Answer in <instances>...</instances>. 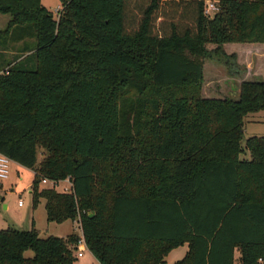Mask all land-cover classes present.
<instances>
[{"label": "trees", "instance_id": "1", "mask_svg": "<svg viewBox=\"0 0 264 264\" xmlns=\"http://www.w3.org/2000/svg\"><path fill=\"white\" fill-rule=\"evenodd\" d=\"M205 1L59 0L55 21L40 0H0V60L33 41L0 61V154L98 264H165L184 244L175 264H264V136L242 146L264 82L201 94L206 61L235 73L222 45L264 44V0H217L212 17ZM66 179L70 193L41 184ZM78 239L0 230V264H74Z\"/></svg>", "mask_w": 264, "mask_h": 264}, {"label": "rangeland", "instance_id": "2", "mask_svg": "<svg viewBox=\"0 0 264 264\" xmlns=\"http://www.w3.org/2000/svg\"><path fill=\"white\" fill-rule=\"evenodd\" d=\"M41 5L49 12L55 21H58L62 14V6L59 0H40ZM10 21L8 15L0 14V32L4 31ZM28 46H33L32 39L26 38L21 41H9L6 44L7 51L3 52L1 60L10 62L13 58L26 56L22 50ZM208 49L215 46L208 45ZM225 54L236 53L234 56L235 73L237 77L230 76V73L215 62H208L206 66V80L203 81L201 94L205 96H214L219 99L225 97H235L236 89L239 83L243 81H262L264 82V44H228L223 46ZM23 56V57H24ZM0 60V61H1ZM216 73V80H208V76ZM210 79V78H209ZM244 139L251 136H264V111L257 114H250L245 118V127L243 133ZM242 144H244L242 142ZM39 155V154H38ZM41 159V156H38ZM244 159V156H240ZM34 178V173L26 168L20 167L15 163H10L9 177L0 182V230L14 228L19 230L31 229L33 221L35 229L38 231L39 237L46 239L50 236L65 237L69 233L80 235L77 224L66 221L62 224L48 223L44 209V201H40L35 210L32 209L31 195L29 193L30 186ZM43 186V185H42ZM44 187V186H43ZM64 184H59V191H62ZM22 202V206L18 207V202ZM82 256L77 257L74 264H95L94 258L86 248H79ZM26 257H31L30 251L25 253ZM238 256V255H237ZM183 259L180 251H171L165 258V264H175Z\"/></svg>", "mask_w": 264, "mask_h": 264}, {"label": "built area", "instance_id": "3", "mask_svg": "<svg viewBox=\"0 0 264 264\" xmlns=\"http://www.w3.org/2000/svg\"><path fill=\"white\" fill-rule=\"evenodd\" d=\"M218 11V1L217 0H206L204 5V15L207 17H212ZM10 159L0 154V182L6 180L9 177L10 173ZM64 184L62 191H59V184ZM41 184L46 188H52L59 192L70 193L72 185L69 179L64 181L54 182L49 180H42ZM22 206V202H18V207ZM79 248H85L84 241L81 235L76 243V256L81 257L82 251H79Z\"/></svg>", "mask_w": 264, "mask_h": 264}, {"label": "crops", "instance_id": "4", "mask_svg": "<svg viewBox=\"0 0 264 264\" xmlns=\"http://www.w3.org/2000/svg\"><path fill=\"white\" fill-rule=\"evenodd\" d=\"M225 45H228V44H225ZM223 46L224 45H222L221 46V48H222V51H223ZM226 55H237L236 53H232V54H226ZM209 61H206L205 63H204V65H203V81L205 82V80H206V73H205V71H206V66H207V63H208ZM239 74L238 73H236V75H235V73H232V75H230V76H232V77H237ZM216 77V73H212L210 76H208V80H211V81H215L216 80V78H214V77ZM210 78V79H209ZM239 85H240V83H239ZM205 98H218V97H214V96H205ZM261 112H263V111H260V112H258V113H261ZM255 114H257V113H255ZM244 127H245V119H244ZM244 127H243V133H244ZM251 137H253V136H251ZM245 140L246 139H244V136H243V143L244 144H242V146L243 147H245ZM241 156H244V159H249V154H248V152L246 151L245 152V154L244 155H241ZM17 165V164H16ZM72 224H75V223H73V222H71ZM78 227V226H77ZM70 234H73V233H69L68 235H70ZM68 235H66V236H68ZM80 235H81V233H80ZM65 236V237H66ZM65 237H62V238H65ZM187 250H188V246H187V244H184V245H182V246H179V247H177V248H175V249H173L172 251H180V254H182V256L184 257L185 256V254L187 253ZM238 253H236L235 254V258L237 259L238 258ZM94 263L95 264H98L97 262H96V260L94 259Z\"/></svg>", "mask_w": 264, "mask_h": 264}, {"label": "water", "instance_id": "5", "mask_svg": "<svg viewBox=\"0 0 264 264\" xmlns=\"http://www.w3.org/2000/svg\"><path fill=\"white\" fill-rule=\"evenodd\" d=\"M90 216H92V215H90Z\"/></svg>", "mask_w": 264, "mask_h": 264}]
</instances>
